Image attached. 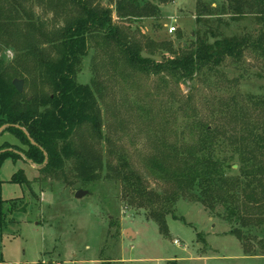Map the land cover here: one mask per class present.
Here are the masks:
<instances>
[{
  "label": "rangeland",
  "instance_id": "374dc122",
  "mask_svg": "<svg viewBox=\"0 0 264 264\" xmlns=\"http://www.w3.org/2000/svg\"><path fill=\"white\" fill-rule=\"evenodd\" d=\"M222 1L166 0L160 3V17L137 22L120 20L112 0H103L101 6L114 11L113 23L124 35L143 44L173 43L180 49L191 44L197 32L208 29L221 37L249 34L256 38L263 32L264 23L253 16L217 24ZM199 4L215 9V16L203 20L209 22L198 21ZM29 5L48 22L49 29L62 26L67 18L50 0H34ZM172 26L177 31L170 34ZM89 45L77 79L86 85L99 82L96 94L105 139L127 156L156 192L162 191L165 183L153 178L145 163L157 154L161 141L190 144L197 138L199 123L218 129L220 135L225 131L239 135L240 129H235L240 125L230 115L236 108L248 111L257 124L264 123V110L252 106L264 96V57L258 52L247 51L237 63L227 60L216 72L206 69L190 82L177 83L166 74L148 75L132 69L119 60L112 45ZM15 56L11 49L0 54L7 64ZM24 91L32 92L26 81ZM6 143L23 148L8 132L0 136V147ZM105 146L107 152L109 145ZM232 149L225 147L220 156L229 159L234 155ZM19 154L20 160L7 159L0 171L2 198L17 200L7 203L8 224L0 236V254L8 264H33L43 259L46 264H264V211H254L252 227L238 239L235 230L239 226L224 219L223 208L212 213L200 203L182 198L175 211L184 222L168 216L169 234L165 236L147 212L130 207L121 187L102 180L94 187L79 189L71 177L69 181L49 178L44 183L40 167ZM229 164V173L236 175L239 159L234 157ZM20 170L28 183L10 181ZM79 190L89 195L78 199L75 194ZM260 202L264 204V198ZM128 229L135 237L125 235Z\"/></svg>",
  "mask_w": 264,
  "mask_h": 264
},
{
  "label": "trees",
  "instance_id": "16d2710c",
  "mask_svg": "<svg viewBox=\"0 0 264 264\" xmlns=\"http://www.w3.org/2000/svg\"><path fill=\"white\" fill-rule=\"evenodd\" d=\"M102 1L50 0L67 18L62 26L49 29L48 22L29 5L34 0H0V54L10 49L16 52L8 64L0 57V128L10 125L2 135L11 133L23 146L6 143L0 147V171L7 159L20 160V152L40 167L44 183L49 178L69 181L71 177L81 189L109 181L121 187L131 208L147 212L165 236L169 234L168 216L184 222L176 214V205L180 199L189 198L212 213L223 208L224 219L239 226L235 232L238 239H243L244 230L255 221L254 211H264L260 202L264 198V123L257 124L248 111L236 108L230 115L240 125L235 129H240L239 135L226 131L220 135L218 129L199 123L197 138L190 144L161 141L157 154L145 163L150 175L165 183L164 189L156 192L127 156L105 139L103 112L96 94L100 92L99 82L82 84L77 75L88 56L90 42H95L103 48L112 45L119 60L136 71L166 74L177 83L190 82L206 69L218 71L227 60L239 62L247 51L264 57V28L256 38L249 34L221 37L208 29L197 32L192 43L180 49L173 43L143 44L124 35L113 23L114 11L102 7ZM112 1L118 18L129 22L160 17V3L166 2ZM198 8L200 22H209L204 18L215 16L211 6L199 4ZM220 15L216 19L219 25L249 16L264 23V0H223ZM143 52L161 59H145ZM15 79L31 84L32 92L20 94L13 85ZM252 106L264 110V96ZM229 146L240 163L236 175L229 173V161L234 157L220 156ZM10 181L29 182L24 170ZM2 184L0 180V236L8 224L7 203L17 201L2 198ZM0 264H8L1 254Z\"/></svg>",
  "mask_w": 264,
  "mask_h": 264
},
{
  "label": "water",
  "instance_id": "95a60500",
  "mask_svg": "<svg viewBox=\"0 0 264 264\" xmlns=\"http://www.w3.org/2000/svg\"><path fill=\"white\" fill-rule=\"evenodd\" d=\"M142 57L145 59L154 60V61L155 60L160 61V59H161L159 56H156V55L153 56V55L147 54L145 52L142 53ZM13 85L20 94L24 92V89H25V81L24 80L15 79L13 82ZM29 100H31V98H29ZM8 127H10V125H5L4 127L0 128V136L5 132V129ZM15 127L20 129V127H18V126H15ZM30 141H31L32 145L36 146V144L33 140L30 139ZM87 195H89L88 191L79 190L78 192H76L75 197H77L78 199H82ZM125 235L128 238L135 237V233L131 229L126 230Z\"/></svg>",
  "mask_w": 264,
  "mask_h": 264
},
{
  "label": "built area",
  "instance_id": "2783aa9c",
  "mask_svg": "<svg viewBox=\"0 0 264 264\" xmlns=\"http://www.w3.org/2000/svg\"><path fill=\"white\" fill-rule=\"evenodd\" d=\"M176 31H177V28L175 26H172L171 29H170V31H169V33L171 34V33H174ZM177 243H178V240L175 241V244H177Z\"/></svg>",
  "mask_w": 264,
  "mask_h": 264
}]
</instances>
